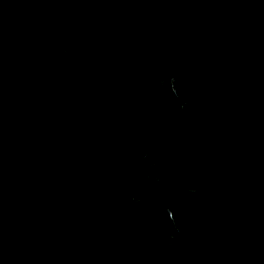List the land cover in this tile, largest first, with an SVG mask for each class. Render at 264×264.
Wrapping results in <instances>:
<instances>
[{"label":"water","instance_id":"obj_1","mask_svg":"<svg viewBox=\"0 0 264 264\" xmlns=\"http://www.w3.org/2000/svg\"><path fill=\"white\" fill-rule=\"evenodd\" d=\"M0 264H264V0H0Z\"/></svg>","mask_w":264,"mask_h":264}]
</instances>
